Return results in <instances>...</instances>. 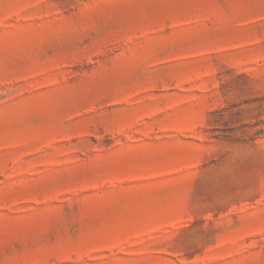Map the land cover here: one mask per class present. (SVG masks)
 <instances>
[{
	"label": "rangeland",
	"instance_id": "rangeland-1",
	"mask_svg": "<svg viewBox=\"0 0 264 264\" xmlns=\"http://www.w3.org/2000/svg\"><path fill=\"white\" fill-rule=\"evenodd\" d=\"M0 264H264V0H0Z\"/></svg>",
	"mask_w": 264,
	"mask_h": 264
}]
</instances>
